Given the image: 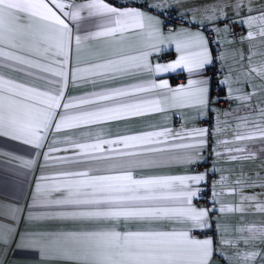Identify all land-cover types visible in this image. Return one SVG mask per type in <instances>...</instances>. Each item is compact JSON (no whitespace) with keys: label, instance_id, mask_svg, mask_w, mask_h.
Segmentation results:
<instances>
[{"label":"snow or ice","instance_id":"6c2138e0","mask_svg":"<svg viewBox=\"0 0 264 264\" xmlns=\"http://www.w3.org/2000/svg\"><path fill=\"white\" fill-rule=\"evenodd\" d=\"M236 25L248 28L240 38L247 55L229 47ZM257 38L264 45V0H0V137L75 166L42 175L26 206L0 204V264H9V255L12 264H264V223L218 220L264 215L260 171L241 170L231 181L221 174L205 205L196 204L205 199L209 173L220 171L219 146L227 160L259 158L264 170V52L254 51ZM173 45L174 59L153 61ZM177 72L187 76L175 87L157 79ZM142 74L151 78L105 86ZM214 78L223 100L212 95ZM70 83L100 87L68 96ZM222 102L237 107L222 110ZM149 115L165 122L111 130ZM224 132L230 138L221 139ZM212 136L216 160L200 170ZM60 144L72 155L53 156ZM0 155L26 169L35 163ZM172 165L183 172H154ZM225 194L238 202H223Z\"/></svg>","mask_w":264,"mask_h":264},{"label":"crops","instance_id":"0c3cea01","mask_svg":"<svg viewBox=\"0 0 264 264\" xmlns=\"http://www.w3.org/2000/svg\"><path fill=\"white\" fill-rule=\"evenodd\" d=\"M77 2H81V0H77ZM109 2L119 5L122 3H130L131 0H109ZM259 2V0H258ZM229 14L231 15V12L229 10ZM244 15H247V9H245ZM252 15H258L257 12H253ZM180 23L174 24V26H179ZM187 26V25H185ZM240 26V25H239ZM85 27H90L85 22ZM242 28V31L237 36H230V39L234 41L231 45H229L230 48H243V51L245 55L248 54V42H245L243 45H241L240 38L242 36H245L248 28L246 26H240ZM253 30H256L255 27ZM252 44L255 46L254 51L256 52H264V45L259 43V39H254L252 41ZM175 47L174 45L166 52L162 54H154L153 61L156 62L157 58L159 59V62L165 63L175 58ZM261 57L259 55L253 57L254 62L260 61ZM75 62V55L73 54V63ZM229 64H232L231 58L228 60ZM219 66V65H217ZM13 76H17L19 74H12ZM186 73H168L164 74L163 77H157L168 79L169 84L172 87H175L183 82H186ZM147 74H142L137 78H128L123 81H109L105 82V86H111V87H119L123 84H130V83H136L139 79H149ZM27 79V78H24ZM99 85L96 87H93L91 84L84 85V86H74L71 83L68 87L65 88V92L68 96H80L87 92L92 91H98ZM223 90V95H225V90ZM213 93V92H212ZM213 97H216L215 94ZM220 109H228V108H235L237 107V103H231L227 107H222L218 105ZM165 121L162 119L161 116L157 115H149L142 118H134L127 121H121L118 125L113 124L111 126L112 132H125V131H139L146 129L149 124L153 123H164ZM200 126H203L204 122H198ZM211 125L215 124V120H211L208 122ZM176 128L180 127V119L179 117H173V125ZM191 126V125H189ZM66 135L64 131H62L59 134L53 133V135L49 138L50 140L56 139L58 136L63 137ZM221 139L230 138L231 133L230 132H224L219 134ZM58 147L61 148V151L55 152L52 155L58 156V157H67L71 156L72 152L69 150L68 152H64L63 148L65 145L60 144ZM216 147V136L210 137L209 147L207 148L205 155L207 157V163L200 169L203 170L204 167L212 168L214 161L216 160V157L214 153L212 152V148ZM226 146L221 145L218 148V151H221L222 153H225V158L219 160L216 162V168L220 171H217L215 174L211 173L214 180H218L221 176V174L228 176L230 181L234 180L243 170L244 172H248L249 174L254 175L256 171H260L262 175H264V170L259 169L258 165L261 163V160L258 158L256 161H229L227 160V154L225 152ZM12 153L15 156L22 157L23 159H32L35 161L33 167L31 169H26L23 167H20L18 162H12L9 163L7 161V158L0 155V204H9V205H15L19 204L21 207L26 206L27 204L31 203V193L35 188V184L39 181L40 177L42 175H52L60 170L63 169H69L73 168L75 166L69 165V164H56L52 160L45 161L43 158V155L39 154L40 150H36L32 148L30 145H25L20 141H13L7 137H0V153ZM155 174H169V175H178L183 172V169L179 165H172L168 167H164L161 169L154 170ZM212 181L210 183V186L212 184ZM246 192H251L252 190H245ZM256 191H259V189H256ZM211 195V188H209V198ZM208 198V199H209ZM223 202L225 203H235L238 202V197H235L233 195L225 194L222 197ZM197 206L203 207L205 205V202L202 203H196ZM220 224H231L236 225L237 223L242 224H261L264 223V215L258 214V213H249L245 214L243 217V220H240L239 214H228L225 216L218 217ZM48 226L50 227H57L58 222H49ZM20 228H23L24 225L20 224ZM211 234V233H209ZM235 233H226V237L234 236ZM243 247V245H241ZM13 257L9 255L8 261L9 264H12ZM15 259H19V256L15 257Z\"/></svg>","mask_w":264,"mask_h":264},{"label":"built area","instance_id":"2783aa9c","mask_svg":"<svg viewBox=\"0 0 264 264\" xmlns=\"http://www.w3.org/2000/svg\"><path fill=\"white\" fill-rule=\"evenodd\" d=\"M173 16L175 17V13H173ZM177 23H180V21L178 20V19H174L173 20V25L174 24H177ZM241 31H242V28L239 26V25H236L235 27H234V29H233V35L232 36H237V35H239L240 33H241ZM218 67V66H217ZM217 78H214V83H213V92H217L219 89H217L216 88V84H215V80H216ZM221 100H223V99H221ZM222 106H224V107H226V106H228L229 104L228 103H220ZM212 179H213V177H212V175L209 173V179H208V185H209V188H210V183H211V181H212ZM209 188L207 189V190H205V192H204V197H205V199L204 200H199V201H196V203H202V202H205V200H208V198H209Z\"/></svg>","mask_w":264,"mask_h":264},{"label":"trees","instance_id":"16d2710c","mask_svg":"<svg viewBox=\"0 0 264 264\" xmlns=\"http://www.w3.org/2000/svg\"><path fill=\"white\" fill-rule=\"evenodd\" d=\"M217 79H218V78H217ZM214 94H215V96L219 95L221 99H223V97H224V95H223V90H222V89H219L217 92H213V93H212V95H214ZM219 105L222 106L221 104H219ZM222 107H224V106H222ZM226 107H227V106H226ZM203 195H204V193H203Z\"/></svg>","mask_w":264,"mask_h":264}]
</instances>
